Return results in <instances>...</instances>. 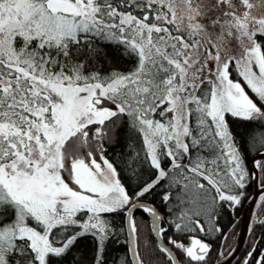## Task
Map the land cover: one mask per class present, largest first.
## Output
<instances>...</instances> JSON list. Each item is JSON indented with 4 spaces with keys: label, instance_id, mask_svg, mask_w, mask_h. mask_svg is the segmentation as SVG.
I'll list each match as a JSON object with an SVG mask.
<instances>
[{
    "label": "snow or ice",
    "instance_id": "obj_1",
    "mask_svg": "<svg viewBox=\"0 0 264 264\" xmlns=\"http://www.w3.org/2000/svg\"><path fill=\"white\" fill-rule=\"evenodd\" d=\"M97 41L135 67L89 70L103 51ZM229 117L264 127V0H0V264H79L72 253L89 236L92 264H105L114 215L126 223L131 264H144L134 210L163 239L168 229L146 198L187 203L194 180L200 210L169 227L220 231L200 217L240 205L251 176ZM125 118L130 143L117 161L105 145ZM249 142L264 148V131ZM253 167L264 173V160ZM122 171L136 180L132 193ZM189 241L167 243L205 264L210 244ZM158 249L177 264L164 243Z\"/></svg>",
    "mask_w": 264,
    "mask_h": 264
},
{
    "label": "trees",
    "instance_id": "obj_2",
    "mask_svg": "<svg viewBox=\"0 0 264 264\" xmlns=\"http://www.w3.org/2000/svg\"><path fill=\"white\" fill-rule=\"evenodd\" d=\"M96 44L100 46L103 51L95 60L91 61L89 64V70L100 69L102 72L107 73L112 69H119L120 71L127 72L135 67V58L124 54L122 48H118L114 45L106 47L105 42L101 41H97ZM33 47H35V45H33ZM81 59H83V57H81ZM232 78L239 79V77L236 76L234 69ZM228 120L234 134L236 135L237 143L241 146V151L245 157V163L251 173V176L247 182V187L244 190L245 195L242 198L240 205L236 207H229L226 204L223 206H217L215 218L211 221H209L206 216L200 217L206 231L208 229L216 228H219L220 231L217 232L213 230L208 235L198 231L196 233L184 234L176 232L174 228L169 227V224L180 214L181 211L196 212L200 210L201 202L205 199V196L203 193H197L194 186L195 180L189 187L187 196L181 197L182 199H185L187 203L179 204L175 194L171 203L162 202L159 195L146 198L147 201L154 203L157 210L163 214L162 220L164 222L162 226L168 229L163 237L166 243L168 238L172 237L187 245L189 237L195 235L210 244V251L206 257L205 264H212L215 260L226 255V252L235 243L234 241L239 232V219L242 213L241 209L247 200L246 198L253 191V177L252 168L250 167V159L253 153L264 150V148L252 146L249 142V137L254 131H264V127H262L261 123L234 120L231 117H229ZM127 137L128 125L125 118V121L118 125V130L115 133L113 141L111 143H106L105 145L109 158L117 161L121 159V156L127 152L130 143ZM134 144L137 150L142 147V142L139 138H134ZM88 150V148H84L82 149V152L86 153ZM185 163H187V161H185ZM167 166L168 164L165 162V167ZM129 175L130 174L127 171H122L121 179L122 182L128 186L129 192L132 193L136 187V180L129 179ZM148 175L149 173L146 171L144 179H148ZM257 177L258 186L264 187V184H262V180H264V173H261L259 169H257ZM199 182L203 183L204 181ZM166 184L167 181L164 182V185H161V188L157 189V192H162ZM262 197H264V194L258 197V200L253 207L245 243L240 250V253L229 264H242L248 253L253 251V248H255V252L254 256L251 258L250 264H255V259L259 257L261 252H264V224L258 223V221L264 220V201H262ZM208 199L210 200L211 197L209 196ZM134 217L139 230L136 238V247L143 258L144 264H165L166 257L159 252L155 235L152 231V224H150L149 219L141 210H136L134 212ZM110 219L115 221V233L105 245V264H124L125 260L127 261V264H131L127 247L124 218L122 215H114L111 216ZM168 245L171 249H173L178 258L179 264H188L186 256L173 248L172 245ZM95 254L96 242L90 236L82 238L78 244V251H74L72 253L76 260L79 261V264H92Z\"/></svg>",
    "mask_w": 264,
    "mask_h": 264
},
{
    "label": "water",
    "instance_id": "obj_3",
    "mask_svg": "<svg viewBox=\"0 0 264 264\" xmlns=\"http://www.w3.org/2000/svg\"><path fill=\"white\" fill-rule=\"evenodd\" d=\"M259 159H264V150L261 151H257L255 153H253L251 159H250V167L252 168V177H253V191L252 193L246 198L247 200L245 201V204L242 207V213L240 215V224H239V229H238V234L236 236L235 239V243L232 245V247L226 252V255L220 257L219 259L215 260V262H213L212 264H229L230 262H232L236 256L240 253V250L242 249L244 243H245V239L247 236V229L250 223V217L253 211V207L256 203V201L258 200V197L262 194H264V187H259L258 186V177H257V169H254L253 167V162L255 160H259ZM136 210H134L135 212ZM159 212V211H158ZM161 214V217L163 219V214L161 212H159ZM147 218L150 221V224H152V218L144 213ZM124 225L126 227V236H127V247H129V239H128V230H127V226L126 223L124 222ZM153 227V225H152ZM154 233V232H153ZM155 235V239H156V244L159 245L160 243H164L167 247H169V249L173 252V255L177 258V256L175 255L173 249L170 248V246L165 242L164 238L161 239V237H159L156 233H154ZM129 253V252H128ZM129 257L130 260L131 258V254L129 253ZM177 264H179L178 262V258H177Z\"/></svg>",
    "mask_w": 264,
    "mask_h": 264
},
{
    "label": "rangeland",
    "instance_id": "obj_4",
    "mask_svg": "<svg viewBox=\"0 0 264 264\" xmlns=\"http://www.w3.org/2000/svg\"><path fill=\"white\" fill-rule=\"evenodd\" d=\"M66 179H67V177H66ZM190 242V241H189ZM189 242L187 243V244H189Z\"/></svg>",
    "mask_w": 264,
    "mask_h": 264
}]
</instances>
